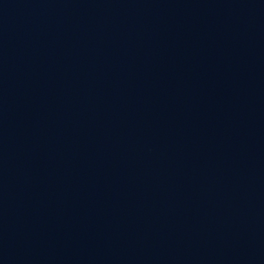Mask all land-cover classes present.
Returning a JSON list of instances; mask_svg holds the SVG:
<instances>
[{
    "label": "water",
    "instance_id": "1",
    "mask_svg": "<svg viewBox=\"0 0 264 264\" xmlns=\"http://www.w3.org/2000/svg\"><path fill=\"white\" fill-rule=\"evenodd\" d=\"M0 264H264V0H0Z\"/></svg>",
    "mask_w": 264,
    "mask_h": 264
}]
</instances>
